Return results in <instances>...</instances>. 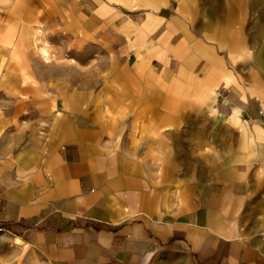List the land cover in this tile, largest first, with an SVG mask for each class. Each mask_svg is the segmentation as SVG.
<instances>
[{
    "label": "crops",
    "instance_id": "obj_1",
    "mask_svg": "<svg viewBox=\"0 0 264 264\" xmlns=\"http://www.w3.org/2000/svg\"><path fill=\"white\" fill-rule=\"evenodd\" d=\"M32 4L90 76L38 98L0 64V264H264V73L227 3Z\"/></svg>",
    "mask_w": 264,
    "mask_h": 264
},
{
    "label": "rangeland",
    "instance_id": "obj_2",
    "mask_svg": "<svg viewBox=\"0 0 264 264\" xmlns=\"http://www.w3.org/2000/svg\"><path fill=\"white\" fill-rule=\"evenodd\" d=\"M219 1L227 3V17H236L232 31L241 35L243 46L246 49L249 43L256 46L264 73V0ZM37 6L32 0H0V64L17 65L23 76L26 66H31L34 95L41 98L57 85V77H61L66 87H71L74 81L88 82L90 58L83 46H77L67 35L54 31L43 17V10L39 6L38 10ZM239 16L241 24H238ZM37 29L41 32L40 41L34 43L32 39ZM42 46L48 49L47 61L39 55ZM24 83V86L30 85L29 80Z\"/></svg>",
    "mask_w": 264,
    "mask_h": 264
},
{
    "label": "bare ground",
    "instance_id": "obj_3",
    "mask_svg": "<svg viewBox=\"0 0 264 264\" xmlns=\"http://www.w3.org/2000/svg\"><path fill=\"white\" fill-rule=\"evenodd\" d=\"M40 30L39 29H37V31H36V34H34L33 35V39L32 40H34V43H36V42H38V40H39V33H41V32H39ZM36 35V36H35ZM40 41V40H39ZM39 43V42H38ZM39 55L41 56V58L44 60V61H47V60H49V54H48V49L46 48V47H44V46H42V47H39Z\"/></svg>",
    "mask_w": 264,
    "mask_h": 264
},
{
    "label": "built area",
    "instance_id": "obj_4",
    "mask_svg": "<svg viewBox=\"0 0 264 264\" xmlns=\"http://www.w3.org/2000/svg\"><path fill=\"white\" fill-rule=\"evenodd\" d=\"M4 231H5V229L3 228V226L0 225V237L4 233Z\"/></svg>",
    "mask_w": 264,
    "mask_h": 264
}]
</instances>
